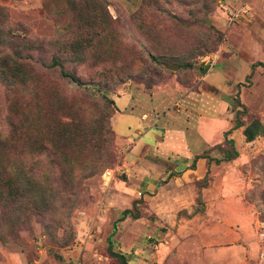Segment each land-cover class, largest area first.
I'll return each instance as SVG.
<instances>
[{"label": "rangeland", "instance_id": "rangeland-1", "mask_svg": "<svg viewBox=\"0 0 264 264\" xmlns=\"http://www.w3.org/2000/svg\"><path fill=\"white\" fill-rule=\"evenodd\" d=\"M53 57L82 84L49 68ZM170 63L177 69L165 67ZM1 76L0 131L7 140L0 141V264H115L108 245L128 259L160 241L147 231L125 245L124 206L106 197V170L123 178V141L111 122L123 93L140 100L138 111L150 107L147 96L173 94L150 113L158 122L152 135L191 90L237 109L242 155L217 171L239 173L245 199L264 222V134L246 132L254 120L264 126V0H0ZM227 111L231 126L236 116ZM68 115L77 127L74 147L61 153L56 140L43 143L44 123ZM195 122L192 116L183 123L192 132ZM105 123L112 134L99 130ZM221 125L208 129L209 142ZM122 127L117 120L116 132L125 135ZM224 149L231 146H214L211 157ZM142 205L135 198L131 213Z\"/></svg>", "mask_w": 264, "mask_h": 264}, {"label": "crops", "instance_id": "crops-1", "mask_svg": "<svg viewBox=\"0 0 264 264\" xmlns=\"http://www.w3.org/2000/svg\"><path fill=\"white\" fill-rule=\"evenodd\" d=\"M177 84V90L185 89ZM199 91L191 90L186 95L188 98L174 102L181 109H167L164 118L159 120V135L151 133L158 122L150 113L165 104L167 98L171 99L172 93L147 96L150 107L141 111L137 110L140 100L131 94L115 97L116 112L111 122L123 141V178L106 179L110 187L106 197L124 206L120 221L125 245L147 231L156 232L155 237L160 240L153 247L145 246L140 257L126 258V264L264 263L260 259V254H264V228L254 205L245 199L244 179L232 170L217 171L242 155L236 139L239 126L231 129L235 122L230 126L225 117L227 102L216 99L209 91ZM236 110L227 111L230 119ZM182 111L184 116L179 117ZM192 116H196V122L189 132L183 122ZM117 120L122 123L125 135L116 132ZM219 121L220 135L209 142L208 129ZM174 122L179 126L174 128ZM260 125L259 132L264 134V126ZM227 130L238 155L215 163V159L223 156V150L222 156L215 159L210 150L226 145ZM130 131L136 136H131ZM145 133L148 134L145 136ZM135 198H140L143 205L138 213H131ZM126 209L130 212L122 217ZM132 223L136 230L130 226ZM115 231L116 228L112 236Z\"/></svg>", "mask_w": 264, "mask_h": 264}, {"label": "trees", "instance_id": "trees-1", "mask_svg": "<svg viewBox=\"0 0 264 264\" xmlns=\"http://www.w3.org/2000/svg\"><path fill=\"white\" fill-rule=\"evenodd\" d=\"M261 64V63H259ZM49 68H55L58 69L59 71V76L62 79L67 80L70 83H75L78 85H81L82 82L79 80V78L71 71H68L64 68L63 64L61 63V61L59 59H57L56 57H53L51 60V63L48 65ZM0 78H2L1 80L5 81V77L1 76ZM10 84V83H8ZM31 91H34V89L32 88ZM32 109L36 111L37 113V108L35 107V105L32 103L31 104ZM237 113L238 110L235 111L236 114V121L234 123V125L232 126L231 129L236 128L238 126L241 125V123L239 122V120L237 119ZM71 115H68L67 117L63 116L62 120H59L56 123L50 124V123H44L45 124V129H47V133L49 134V136L46 138V140L43 142H47L50 141V143L52 145H55V140L57 141V146L59 149V144H61V153H63L64 151L67 150V148H73L74 147V140H75V131L77 130V127L75 124H73V122H75ZM63 118L69 119V120H63ZM43 124V125H44ZM75 127V130L74 128ZM15 128V133L19 132V127L18 125H14ZM230 129V130H231ZM99 130H102L105 134H112V130L109 128V126L105 124L101 125V127L99 128ZM230 130H227L225 132V137H224V142L228 145L231 146L230 151L227 149L223 150V156L219 159H215L214 162L215 163H219L220 161L224 160H230L232 158H234L235 156L238 155L237 151L234 149V145H233V139L228 138L227 137V133L230 132ZM26 131H20V134L23 135V133H25ZM4 131H0V141H4L7 140L6 136H3ZM59 142V144H58ZM42 143V142H41ZM42 148L47 149V147L42 144L41 145ZM1 151V150H0ZM110 155V154H108ZM9 182H6L4 184V186H9ZM3 196V192L0 190V198ZM130 212L129 209H126L122 212V217L125 216L126 214H128ZM111 240V237L109 238V241ZM108 253L111 257L116 258L118 261L115 264H126V260L125 257L120 254L119 252H116L114 250H112V248L108 245Z\"/></svg>", "mask_w": 264, "mask_h": 264}, {"label": "water", "instance_id": "water-1", "mask_svg": "<svg viewBox=\"0 0 264 264\" xmlns=\"http://www.w3.org/2000/svg\"><path fill=\"white\" fill-rule=\"evenodd\" d=\"M165 67L171 70H175L178 67L177 63H170V64H165ZM205 69H202V72H205ZM256 131H262V126L260 125V123L256 120H254L249 127H247L246 132L250 133V135H253V132Z\"/></svg>", "mask_w": 264, "mask_h": 264}, {"label": "built area", "instance_id": "built-area-1", "mask_svg": "<svg viewBox=\"0 0 264 264\" xmlns=\"http://www.w3.org/2000/svg\"><path fill=\"white\" fill-rule=\"evenodd\" d=\"M105 176L107 179L112 178L114 176V171L111 169L106 170ZM261 224H262V227L264 228V222H261ZM262 234H264V233H262ZM260 259H261V261H264V254H260Z\"/></svg>", "mask_w": 264, "mask_h": 264}]
</instances>
